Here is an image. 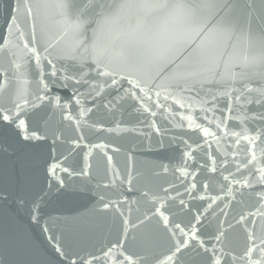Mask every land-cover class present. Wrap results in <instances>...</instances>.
<instances>
[{"label": "water", "instance_id": "obj_1", "mask_svg": "<svg viewBox=\"0 0 264 264\" xmlns=\"http://www.w3.org/2000/svg\"><path fill=\"white\" fill-rule=\"evenodd\" d=\"M2 116L0 264H264V0H0Z\"/></svg>", "mask_w": 264, "mask_h": 264}, {"label": "snow or ice", "instance_id": "obj_2", "mask_svg": "<svg viewBox=\"0 0 264 264\" xmlns=\"http://www.w3.org/2000/svg\"><path fill=\"white\" fill-rule=\"evenodd\" d=\"M193 14H195V10L193 11ZM78 27V26H77ZM37 59H39V57H37ZM51 76H56V74H57V69L55 68V67H53L52 68V70H51V72L49 73ZM64 79H70V78H68V77H65ZM64 86H67V85H64ZM45 87H46V85H45ZM165 99H167V97H165ZM0 119H3V120H5V121H7V120H9L10 119V117L9 116H2V117H0ZM23 121H20V125H18V126H22L23 125ZM198 126V125H197Z\"/></svg>", "mask_w": 264, "mask_h": 264}]
</instances>
